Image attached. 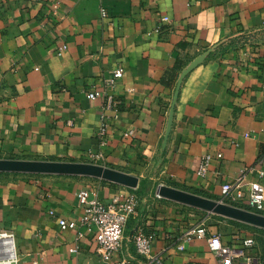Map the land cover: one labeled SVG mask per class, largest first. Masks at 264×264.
Wrapping results in <instances>:
<instances>
[{
	"label": "crops",
	"instance_id": "obj_1",
	"mask_svg": "<svg viewBox=\"0 0 264 264\" xmlns=\"http://www.w3.org/2000/svg\"><path fill=\"white\" fill-rule=\"evenodd\" d=\"M219 152L199 178L201 157ZM263 154L264 0H0V159L89 162L139 178L129 187L0 171V231L13 233L16 255L8 264H217L205 238H185L200 222L226 242L253 237L264 264V228L157 193L165 184L221 200L243 167L259 178ZM83 188L89 199H139L111 259L80 224ZM60 217L77 228L62 230ZM137 232L154 236L148 256L136 253Z\"/></svg>",
	"mask_w": 264,
	"mask_h": 264
},
{
	"label": "built area",
	"instance_id": "obj_2",
	"mask_svg": "<svg viewBox=\"0 0 264 264\" xmlns=\"http://www.w3.org/2000/svg\"><path fill=\"white\" fill-rule=\"evenodd\" d=\"M105 15V12H104ZM164 20L168 21L165 16ZM124 72L121 68L114 71L113 75L107 79V83L111 86H116L118 80L123 76ZM99 95L98 91L92 90L89 92L91 98H96ZM116 105L112 95L108 96V106ZM101 133H105V128ZM127 134L134 136L133 129L128 130ZM223 157V153L219 152L216 156L212 154H204L198 164L196 173L199 178H204L209 170L211 162L217 158ZM261 166L256 168L258 179L247 180V167H243L240 171V176L231 182L222 184L221 201L227 203H240L247 199V209L259 211L264 208V154L260 158ZM89 190L83 188L78 192L80 202L84 206V214L80 220V224L87 225L89 228L94 227L96 232V240L98 242V252L106 259H111L123 248V239L125 227L129 218L136 212L139 199L135 195L120 196L116 195L111 201H103L97 197L88 198ZM62 230L76 229L78 223L75 220H67L64 217L58 219ZM205 238L210 251L217 257V264H262L260 258L250 251L255 245L253 237H247L237 242H226L222 235L217 232H209L206 224L200 222L191 227L185 234V238L191 236ZM8 237L13 240L12 232L0 231V238ZM153 234L137 232L134 237L135 249L138 256H148L151 252ZM71 251H77L75 246L70 248ZM16 256V255H15ZM0 258L13 261L15 257L10 258L6 250L0 249ZM121 264H134L128 258H122ZM33 264H39L34 261Z\"/></svg>",
	"mask_w": 264,
	"mask_h": 264
},
{
	"label": "water",
	"instance_id": "obj_3",
	"mask_svg": "<svg viewBox=\"0 0 264 264\" xmlns=\"http://www.w3.org/2000/svg\"><path fill=\"white\" fill-rule=\"evenodd\" d=\"M0 171L87 175L136 187L139 178L113 167L89 162L0 159ZM157 193L180 203L203 209L210 213L264 228V214L216 200L197 193L161 184Z\"/></svg>",
	"mask_w": 264,
	"mask_h": 264
},
{
	"label": "bare ground",
	"instance_id": "obj_4",
	"mask_svg": "<svg viewBox=\"0 0 264 264\" xmlns=\"http://www.w3.org/2000/svg\"><path fill=\"white\" fill-rule=\"evenodd\" d=\"M0 249L6 250L10 258L15 257V245L12 239L8 237L0 238Z\"/></svg>",
	"mask_w": 264,
	"mask_h": 264
},
{
	"label": "rangeland",
	"instance_id": "obj_5",
	"mask_svg": "<svg viewBox=\"0 0 264 264\" xmlns=\"http://www.w3.org/2000/svg\"><path fill=\"white\" fill-rule=\"evenodd\" d=\"M240 45H244L243 43H242V41L239 43ZM242 47H244V46H242ZM177 204H182V203H177ZM183 205V204H182ZM183 206H186V204H184ZM189 208H192V209H194L196 212H206V211H204V210H202V211H200L201 209H196V208H194V207H189ZM8 262H9V260H3V259H1L0 258V264H8Z\"/></svg>",
	"mask_w": 264,
	"mask_h": 264
},
{
	"label": "trees",
	"instance_id": "obj_6",
	"mask_svg": "<svg viewBox=\"0 0 264 264\" xmlns=\"http://www.w3.org/2000/svg\"><path fill=\"white\" fill-rule=\"evenodd\" d=\"M264 231V230H263ZM263 237V236H262ZM263 240H264V237H263Z\"/></svg>",
	"mask_w": 264,
	"mask_h": 264
}]
</instances>
